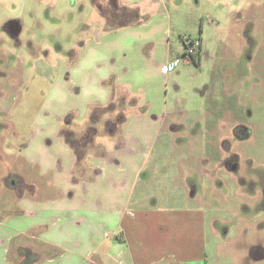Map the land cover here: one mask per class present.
<instances>
[{"label": "rangeland", "instance_id": "374dc122", "mask_svg": "<svg viewBox=\"0 0 264 264\" xmlns=\"http://www.w3.org/2000/svg\"><path fill=\"white\" fill-rule=\"evenodd\" d=\"M13 1L19 4L0 1V198L4 200L0 210L9 211L14 205L9 199L13 195L9 183L15 176L21 174L26 182H42L21 156L23 144L42 148L43 143L56 156L60 170L65 171L69 165L68 157L60 149L68 146L60 129L69 114L72 116L67 118L68 127L76 131L85 129L75 100L83 91L75 89V81L79 79L73 70L75 47L81 38L93 35L100 42L90 51L91 56L106 54L116 47L117 41L136 40L145 55L155 50L163 57L169 43L173 60L180 58L167 77L163 110L171 122L182 120L186 126L196 125V140L207 155L217 153L210 142H218L217 136L220 138L230 129L233 120H242L248 131L251 123L252 139L235 143L241 160L239 171L233 176L221 173L228 185L214 187L212 196L203 190L197 196L202 198L199 206L206 212L207 260L209 264H264L259 251L252 255L251 250L259 245L264 250V209L257 199L249 198L252 196L249 190L254 192L264 186V176L257 173L264 169V0H155L157 7L151 0L145 12L148 23L130 32L119 28L112 31L108 26L99 28L96 19L101 22L103 16L115 25L138 20L128 10L105 9V0L99 6L96 0H62L61 7L51 8L48 13L36 10V14L31 9L24 10L25 0ZM6 18H21V43L3 28ZM159 32L164 36L160 42L141 43L142 38L155 37ZM28 37L33 44L23 39ZM194 38L203 42L200 66L187 62L185 55L186 42ZM231 69L236 71L235 76L226 74ZM80 84L84 90L83 82ZM54 91L67 92L68 104L57 106L50 102ZM249 109L253 112L251 116ZM128 112L134 135L139 128L135 125L134 111ZM55 126L58 128L51 135ZM215 129L217 136L212 134ZM172 141L173 135L164 129L152 142L149 168L136 189L146 200L138 206L158 210L186 203L183 202L186 196L175 182L182 177L171 176L176 163H185L181 153L186 145ZM103 160L102 155L91 151L84 163L99 174L101 165L108 171L109 163ZM249 160L256 177L249 171ZM52 163L57 168L54 159ZM77 172L80 176L83 171ZM249 178L255 179L251 186ZM200 181L205 183L208 178L201 177ZM175 190L183 197L170 202L169 194ZM214 222L221 226L217 232Z\"/></svg>", "mask_w": 264, "mask_h": 264}, {"label": "crops", "instance_id": "0c3cea01", "mask_svg": "<svg viewBox=\"0 0 264 264\" xmlns=\"http://www.w3.org/2000/svg\"><path fill=\"white\" fill-rule=\"evenodd\" d=\"M7 1L19 4L13 0ZM100 1L96 0L95 4H103ZM105 1V9L128 10L133 12L129 15L138 16V20L115 25L108 23L107 17L101 13L104 19L99 17L103 19L101 22L96 19L99 28L108 26L112 31L119 28L130 32L148 23L145 12L151 0ZM61 3L62 0H25L23 6H26L24 10L31 9V13L36 14V10L40 9L48 13L51 8L61 7ZM20 19L6 18V22ZM163 37L159 32L155 37L142 38L140 41L142 44H156ZM23 39L29 40L30 37ZM77 43V54L73 61V70L79 79L75 81L77 92L80 89L83 91L81 82L84 88L88 83L81 71L82 62H95L94 69H87L88 72L100 68L109 70L108 79L102 81L108 89L109 111L97 105H88L90 115L84 117L83 125L86 128L93 115H96L94 120L99 121L96 124L99 134L94 136V141L87 145V149L89 153L98 152L104 157L109 163L108 171L106 166L101 165V172H94L84 163L85 158L79 159L67 143V148H60L69 159L65 171L59 169L56 156L50 154L43 143L42 148H35L30 143L23 144L21 156L27 167L41 177L42 182H26L20 174L9 183V191L13 194L9 199L14 205L9 211L0 210V264H209L206 212L199 206L202 198L197 196L201 190L212 196L214 187L228 185L221 173L233 176L234 172L222 163L225 149L221 141L233 140L232 130L242 120H233L234 125L225 130L220 138L215 129L212 134L217 136L218 142L210 143L217 153L207 155L196 140V125L186 126L182 120L179 123L171 122L169 114L163 110L167 77L171 72H166V64L173 61L169 43L163 57L157 55L155 50L145 55L136 40L131 43L117 41L114 49L98 56L90 55V51L100 43L94 40L93 35L81 38ZM201 50L202 61L203 45ZM228 72L234 76L236 74L233 69L227 70L226 74ZM98 108L101 111L94 112ZM130 110L134 111L135 125L139 128L134 135L132 122L127 117ZM100 113L102 117H99ZM121 114L126 121L116 130L108 121L116 120ZM70 116L64 121H69ZM71 119L74 121V118ZM58 126L50 131L51 135ZM164 129L173 135V143L186 145L181 153L185 163H176L171 172L172 177H182L175 182L186 196V201H183L186 203L172 204L158 210L147 209L138 206L142 205L146 197L136 193V189L149 168L152 142ZM82 131L84 129L77 132L82 134ZM235 143L242 144L233 140V150L237 149ZM31 155H36L34 157L40 163L35 158H29ZM52 159L57 167L55 169ZM91 160L93 163L94 160ZM78 169L83 171L80 176ZM149 176L147 174L146 179ZM201 177L208 178V181L201 183ZM19 178L23 182L20 188L17 184ZM176 190L169 194L170 202L183 197L176 194ZM3 202L0 198V206ZM212 224L215 232L221 227L220 223Z\"/></svg>", "mask_w": 264, "mask_h": 264}, {"label": "flooded vegetation", "instance_id": "af4514ba", "mask_svg": "<svg viewBox=\"0 0 264 264\" xmlns=\"http://www.w3.org/2000/svg\"><path fill=\"white\" fill-rule=\"evenodd\" d=\"M109 10V9H107ZM3 28L5 29V31L10 35V37L14 38L16 42H22L21 38H20V31H21V21L19 20H10L8 22H6L5 24H3ZM25 40V39H24ZM30 41V43L33 44L32 40H26ZM203 45V42H202ZM201 45V47H202ZM201 47L199 49V51L201 52ZM193 62V60H192ZM202 62V61H201ZM251 109H249V116H251L253 114V112L250 111ZM250 125L251 123L249 122V131L247 129V127H245L244 125H242V123L238 124L236 127H234V129L232 130V137L234 141H238V142H247L250 141L252 139V131L250 129ZM249 132V133H248ZM233 140L231 139H223L221 141V144L223 146V148L225 149V156L222 159V163L224 165H226L227 167H230L231 169H233V172H238L239 171V167L241 164V160L239 158V154L237 153V151L232 149V145H233ZM250 159V158H249ZM249 171L252 173L253 177H256L254 172H253V164L252 162L249 160ZM259 176H264V169L261 170L260 172H258ZM255 179L249 178V186L252 185L253 181ZM22 180L19 178L18 179V187L20 188L22 186ZM258 186V184L256 185V187ZM255 187V189H256ZM262 187V188H261ZM260 189L258 188L257 190H255L254 192H251L249 190V194L252 196H249V198H253V199H257L256 202H259L262 207V209H264V186H261ZM252 255L255 254L256 250L259 251V256L262 257L264 259V250H263V246L259 245L257 246H252Z\"/></svg>", "mask_w": 264, "mask_h": 264}, {"label": "clouds", "instance_id": "9594fccd", "mask_svg": "<svg viewBox=\"0 0 264 264\" xmlns=\"http://www.w3.org/2000/svg\"><path fill=\"white\" fill-rule=\"evenodd\" d=\"M94 67L95 62L92 60L81 63V71L84 73V78L88 81L83 94L75 98L76 107L81 113V119L86 115H90L88 105H97L105 108L108 104V89L103 85L102 81L108 79L109 70L107 68H100L95 69L93 72L86 71L87 69H94ZM50 102L57 106H65L69 102V95L67 92L58 94L54 91L50 96Z\"/></svg>", "mask_w": 264, "mask_h": 264}, {"label": "trees", "instance_id": "16d2710c", "mask_svg": "<svg viewBox=\"0 0 264 264\" xmlns=\"http://www.w3.org/2000/svg\"><path fill=\"white\" fill-rule=\"evenodd\" d=\"M193 63L200 66L201 65V52L197 51L196 54L193 56ZM110 107H105V111H109ZM96 111L99 110L95 109ZM94 110V112H95ZM96 115H93L91 120L89 121V124L87 127L82 131L83 133H78L73 128L68 127V123L70 121H66L65 124L62 126L60 130V135L64 137L65 141L68 143V145L73 149L77 157L80 159H84L88 154L87 145L92 144V140L94 141V136L99 134V131L96 127L98 120H94ZM125 120V116L123 114L119 115L116 120H109L108 123L111 125H114L116 130L118 129V126H121ZM98 153V152H97ZM102 153V152H100Z\"/></svg>", "mask_w": 264, "mask_h": 264}, {"label": "built area", "instance_id": "2783aa9c", "mask_svg": "<svg viewBox=\"0 0 264 264\" xmlns=\"http://www.w3.org/2000/svg\"><path fill=\"white\" fill-rule=\"evenodd\" d=\"M202 45V41L200 38H194L190 40L189 42H186V52L185 55H187V60L192 61L193 56L196 54L197 51H199L200 47ZM180 58H176L175 60L169 62L166 64V72H170L176 68V66L179 64Z\"/></svg>", "mask_w": 264, "mask_h": 264}]
</instances>
